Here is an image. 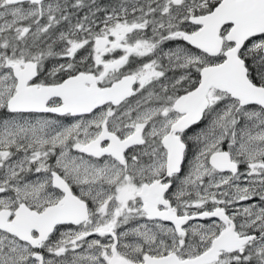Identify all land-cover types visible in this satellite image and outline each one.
Returning <instances> with one entry per match:
<instances>
[{
  "label": "snow or ice",
  "instance_id": "obj_1",
  "mask_svg": "<svg viewBox=\"0 0 264 264\" xmlns=\"http://www.w3.org/2000/svg\"><path fill=\"white\" fill-rule=\"evenodd\" d=\"M0 264H264V0H0Z\"/></svg>",
  "mask_w": 264,
  "mask_h": 264
},
{
  "label": "flooded vegetation",
  "instance_id": "obj_2",
  "mask_svg": "<svg viewBox=\"0 0 264 264\" xmlns=\"http://www.w3.org/2000/svg\"><path fill=\"white\" fill-rule=\"evenodd\" d=\"M100 3L104 4V5H109V4L118 3V0H100ZM62 119H64V118H62ZM67 119H71V118H67Z\"/></svg>",
  "mask_w": 264,
  "mask_h": 264
}]
</instances>
